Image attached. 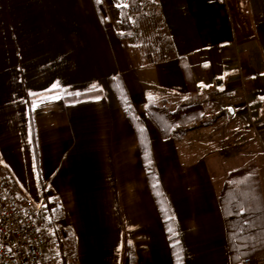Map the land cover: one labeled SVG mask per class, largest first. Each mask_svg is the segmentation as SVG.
Returning <instances> with one entry per match:
<instances>
[{
  "label": "crops",
  "instance_id": "obj_1",
  "mask_svg": "<svg viewBox=\"0 0 264 264\" xmlns=\"http://www.w3.org/2000/svg\"><path fill=\"white\" fill-rule=\"evenodd\" d=\"M155 1L144 39L159 41L142 49L102 0H0V173L12 194L45 200L56 228L45 233L69 264H176L166 209L182 264H232L220 196L251 164L264 208V0ZM126 101L145 129L161 206ZM185 109L221 115L176 134L166 113ZM244 253L264 264V250Z\"/></svg>",
  "mask_w": 264,
  "mask_h": 264
},
{
  "label": "trees",
  "instance_id": "obj_2",
  "mask_svg": "<svg viewBox=\"0 0 264 264\" xmlns=\"http://www.w3.org/2000/svg\"><path fill=\"white\" fill-rule=\"evenodd\" d=\"M129 7L135 19L139 20L144 18V13L138 0H129ZM126 17V14H123V20L125 22L127 33H120L121 37H128L130 35L131 28ZM124 109L128 113L130 121L132 122L137 133L140 144L141 159L146 167L149 187L156 200L158 199V205L160 204L161 206V204L165 203V199L161 190L158 176L149 166L152 158L145 129L141 125L140 120L136 116L128 101H126L124 104ZM185 111L186 109L182 110V112L166 113L168 122L174 123V125L179 124V126L176 128V134H182L194 127L208 125L214 122L221 115V112H217L211 116H206L203 113H200L197 116L194 113H185ZM165 135L168 136L170 134ZM30 137L34 156L37 160L36 128L34 125V119L32 117L30 118ZM5 173H7L6 170L2 169L1 174L4 175ZM16 189L17 187L15 184L10 185V192L15 191ZM159 200H162V203H159ZM42 202L45 208V200ZM220 202L225 217L228 250L232 258V264L240 263L243 261L244 257L248 255V253L243 254V250L246 247L251 249L252 254L264 250V208L262 205V199H260V187L255 165L251 164L230 173L224 184L220 196ZM45 210V224L48 228L55 230L56 228L53 224V221L50 219L52 216L51 212L49 211V208H45ZM161 215L168 236L170 237L171 233H169L168 229L169 227H173V220L170 217L169 210L166 209V211H162ZM175 240H177L176 237H173L169 240L170 246L172 248L176 264L177 252H179L180 255L179 264H182L181 246L179 243V245L173 247ZM244 241H249V244L244 246V244H242ZM55 243V246L58 248L60 253L58 264H69L62 252L61 244L58 240H56ZM247 258L250 257L247 256Z\"/></svg>",
  "mask_w": 264,
  "mask_h": 264
},
{
  "label": "built area",
  "instance_id": "obj_3",
  "mask_svg": "<svg viewBox=\"0 0 264 264\" xmlns=\"http://www.w3.org/2000/svg\"><path fill=\"white\" fill-rule=\"evenodd\" d=\"M43 212V202L12 194L10 180L0 173V264H57ZM243 263L256 261L244 258Z\"/></svg>",
  "mask_w": 264,
  "mask_h": 264
},
{
  "label": "rangeland",
  "instance_id": "obj_4",
  "mask_svg": "<svg viewBox=\"0 0 264 264\" xmlns=\"http://www.w3.org/2000/svg\"><path fill=\"white\" fill-rule=\"evenodd\" d=\"M99 1V0H98ZM102 2L105 4V3H108L110 5L107 4L108 8H110L111 6L112 7V10H113V13L117 12V9H118V14H119V17H120V22L122 23L121 24V30L124 32L126 31V26H125V22L123 20V14H126V18L128 20V23L130 25V28H132V24L134 25L135 29H136V32H137V38H139L140 40L138 41V45L142 48V49H145L147 48L144 43H148V45L150 44H153L155 42H158L159 39L158 38H152V37H148L146 36L145 39H144V35H148L149 34V26H151L152 24H154V20H148L149 22L146 24V21L144 22L143 18L142 19H135L132 11L130 10V7H129V0H102ZM119 3V4H126L127 7H119L117 8L116 7V3ZM141 8H142V11L143 13L146 14V17H149L152 18V16L156 13V11L158 12V4L156 3L155 0H138ZM112 4V5H111ZM243 1L241 2V8H244L243 7ZM145 16V15H144ZM150 21L152 22V24L150 25ZM163 41H165V39H163ZM137 44V43H136ZM44 215V214H43ZM45 231H47V227L45 226ZM48 238L50 240V242L52 243V245L55 247L54 245V241H55V236L53 234H49L48 235ZM54 252H55V255H54V259L56 260V263L58 262L59 260V256H58V249H54ZM242 264L243 261H242Z\"/></svg>",
  "mask_w": 264,
  "mask_h": 264
},
{
  "label": "snow or ice",
  "instance_id": "obj_5",
  "mask_svg": "<svg viewBox=\"0 0 264 264\" xmlns=\"http://www.w3.org/2000/svg\"><path fill=\"white\" fill-rule=\"evenodd\" d=\"M117 7H127V5L126 4H117ZM203 86V85H202ZM57 87H59V85H58V83L57 84H54L53 86H52V88H50V89H48V90H46V91H52L53 89H55V88H57ZM32 95H36L35 93H33ZM50 99H60V96H52V97H50ZM41 102H43V101H41ZM34 107H37L38 105H33ZM29 142H31V141H29ZM36 168H37V163H36V159H35V157H33V162H32V170H33V172H35L36 171ZM155 186V185H154ZM168 231H169V233H171V236H170V239H172L173 237H176L177 235H178V233H176L174 230H173V228L172 227H169V229H168ZM179 240H175V242H174V245H173V247H176L177 245H179ZM179 261H180V255H179V252H177V264H179Z\"/></svg>",
  "mask_w": 264,
  "mask_h": 264
}]
</instances>
